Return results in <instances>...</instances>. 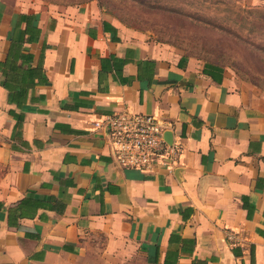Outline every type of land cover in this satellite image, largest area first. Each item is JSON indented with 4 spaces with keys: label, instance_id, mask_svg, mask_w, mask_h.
Returning <instances> with one entry per match:
<instances>
[{
    "label": "crops",
    "instance_id": "obj_1",
    "mask_svg": "<svg viewBox=\"0 0 264 264\" xmlns=\"http://www.w3.org/2000/svg\"><path fill=\"white\" fill-rule=\"evenodd\" d=\"M124 110L173 168L118 165ZM0 264H264V95L94 3L0 0Z\"/></svg>",
    "mask_w": 264,
    "mask_h": 264
},
{
    "label": "rangeland",
    "instance_id": "obj_2",
    "mask_svg": "<svg viewBox=\"0 0 264 264\" xmlns=\"http://www.w3.org/2000/svg\"><path fill=\"white\" fill-rule=\"evenodd\" d=\"M96 4L150 40L218 61L246 90L264 95V0H44Z\"/></svg>",
    "mask_w": 264,
    "mask_h": 264
},
{
    "label": "built area",
    "instance_id": "obj_3",
    "mask_svg": "<svg viewBox=\"0 0 264 264\" xmlns=\"http://www.w3.org/2000/svg\"><path fill=\"white\" fill-rule=\"evenodd\" d=\"M100 125L108 126L115 155L123 167L151 172L159 164L169 169L175 166L179 150L166 141V127L155 115L116 111ZM237 235L227 232L233 245L237 244Z\"/></svg>",
    "mask_w": 264,
    "mask_h": 264
},
{
    "label": "water",
    "instance_id": "obj_4",
    "mask_svg": "<svg viewBox=\"0 0 264 264\" xmlns=\"http://www.w3.org/2000/svg\"><path fill=\"white\" fill-rule=\"evenodd\" d=\"M105 132H106V135H107V137H108V139H109V141H110L112 157H113V159L118 163V165L122 166V165L118 162L117 157H116V155H115V151H114V147H113V144H112V141H111V137H110V132H109L108 126H106V128H105ZM164 136H165L166 141H167L170 145H172V144H173V135H172V132H170V131H165Z\"/></svg>",
    "mask_w": 264,
    "mask_h": 264
},
{
    "label": "trees",
    "instance_id": "obj_5",
    "mask_svg": "<svg viewBox=\"0 0 264 264\" xmlns=\"http://www.w3.org/2000/svg\"><path fill=\"white\" fill-rule=\"evenodd\" d=\"M9 60H10V61H8V65H10V64L13 63L11 58H10ZM4 64H5V63H4ZM30 75H31V74H30ZM20 204H22V203L20 202Z\"/></svg>",
    "mask_w": 264,
    "mask_h": 264
}]
</instances>
